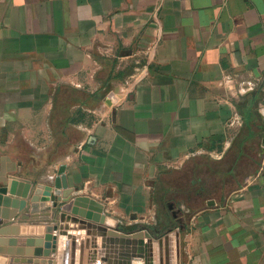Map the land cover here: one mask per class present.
Listing matches in <instances>:
<instances>
[{"label": "crops", "instance_id": "obj_1", "mask_svg": "<svg viewBox=\"0 0 264 264\" xmlns=\"http://www.w3.org/2000/svg\"><path fill=\"white\" fill-rule=\"evenodd\" d=\"M62 165L109 223L30 211ZM0 192L28 201L2 219L6 264H63L65 241L75 264H118L140 216L180 226L173 262L178 240L180 264H264V0H0ZM63 213L84 223L51 256L9 254L44 252L26 240Z\"/></svg>", "mask_w": 264, "mask_h": 264}, {"label": "water", "instance_id": "obj_2", "mask_svg": "<svg viewBox=\"0 0 264 264\" xmlns=\"http://www.w3.org/2000/svg\"><path fill=\"white\" fill-rule=\"evenodd\" d=\"M65 165H62L59 169V174L56 177L54 186L52 185H46V184H38L34 192L30 196V190H26L23 194L24 197L28 196V200H30V211L33 213L38 210L39 206L37 205L40 201H52L53 206L45 207L44 211H49L53 207L57 208L59 201L63 202L62 205H59L62 211L64 213L66 212H73L75 214H78L86 219L93 220L95 222H100L102 225L105 223H109L108 220L109 217H107L104 213V205L92 199L89 196L84 195H78L75 197H72L73 194L71 192H68V183H67V177L65 174ZM15 179H13L14 181ZM16 186V183H12L10 188V191H14ZM62 188L65 190V192L61 191ZM8 191V188H4L2 192H10ZM28 204L27 199H16L12 196H5L4 193L0 192V225L3 224V218L6 219H13L17 213V210L24 209ZM18 206V209H17ZM13 208V209H12ZM49 212L45 213L43 216H47ZM60 215V222L58 225H48L46 227V233L44 235V238H38V239H27L26 242L29 245H36L41 246L42 243H45V246L47 247L44 252L40 250H22V249H15L12 251H9V254H28V255H44L45 257H49L52 254V248L56 247L57 241L55 236L53 235L54 231H58V234L62 236L66 230H69V226L67 222H78L82 223L84 220L79 221L78 218H71L65 214ZM102 213V214H101ZM30 216H25L26 218H29ZM32 218H38V216H34ZM84 223V222H83ZM88 226L92 227V224L86 223ZM98 225L99 231L103 232L102 235H104L107 232L106 226ZM83 228V227H82ZM2 232V229H0V233ZM101 235V234H100ZM138 237V238H136ZM135 239L128 238L125 234H121V240L125 243H138L139 247L131 251L130 248H127L126 251H122L120 255V261L117 262L118 264H131L132 259L135 257L143 258L145 260V264H180L179 262V241L177 240V250H176V259L173 262L171 259L172 255V246H170V240L171 237H161L158 240L154 241L153 238L149 233H146L145 237H141L139 234H137ZM118 239V238H117ZM116 239V240H117ZM2 239L0 238V242ZM104 241V240H103ZM107 241H115V239L107 240ZM118 241V240H117ZM12 242L18 243L19 240H12ZM103 248H106V245H102ZM70 248L68 247L67 242L65 241L63 243V254L61 259L63 260V264L68 263V259H71L70 264H75L76 261V242L73 241L71 243V252L68 253V250ZM5 251L0 248V254L4 253ZM60 255V254H59ZM106 261L110 262L109 258H106ZM16 264H20L19 261H15ZM28 263H33V260H30ZM0 264H6V258L0 257Z\"/></svg>", "mask_w": 264, "mask_h": 264}, {"label": "rangeland", "instance_id": "obj_3", "mask_svg": "<svg viewBox=\"0 0 264 264\" xmlns=\"http://www.w3.org/2000/svg\"><path fill=\"white\" fill-rule=\"evenodd\" d=\"M32 192H33V189L30 190V193L29 194L31 195ZM137 219L139 220V226L141 227V229L139 230L138 234L141 237H145L146 233H149L151 235V237L153 238L154 241H156L159 237H162V235L164 233L172 232L174 229H178V227H180V226H177L176 223H175L176 225L175 224L172 225V223H170V221H168V222L164 221V223L158 222L157 223L158 226H160V225L163 226L162 227V229H163L162 231L163 232L158 233V236L154 237L152 235V232H150V230L148 228H143L142 227V226H152L154 223L151 220V218L149 216H147V217L146 216H140ZM181 220L185 221V220H188V218L187 217H182ZM154 226H155V224H154Z\"/></svg>", "mask_w": 264, "mask_h": 264}, {"label": "built area", "instance_id": "obj_4", "mask_svg": "<svg viewBox=\"0 0 264 264\" xmlns=\"http://www.w3.org/2000/svg\"><path fill=\"white\" fill-rule=\"evenodd\" d=\"M109 100H110V103L111 105L113 106H117V104L119 103V97L117 94L115 93H112L108 96ZM231 123H234L233 121Z\"/></svg>", "mask_w": 264, "mask_h": 264}, {"label": "trees", "instance_id": "obj_5", "mask_svg": "<svg viewBox=\"0 0 264 264\" xmlns=\"http://www.w3.org/2000/svg\"><path fill=\"white\" fill-rule=\"evenodd\" d=\"M150 232H151V230H150ZM152 235H153L154 237H156V236H158V233H157L156 231H152Z\"/></svg>", "mask_w": 264, "mask_h": 264}, {"label": "bare ground", "instance_id": "obj_6", "mask_svg": "<svg viewBox=\"0 0 264 264\" xmlns=\"http://www.w3.org/2000/svg\"><path fill=\"white\" fill-rule=\"evenodd\" d=\"M172 259V258H171Z\"/></svg>", "mask_w": 264, "mask_h": 264}]
</instances>
